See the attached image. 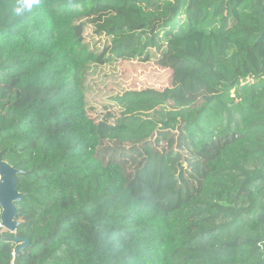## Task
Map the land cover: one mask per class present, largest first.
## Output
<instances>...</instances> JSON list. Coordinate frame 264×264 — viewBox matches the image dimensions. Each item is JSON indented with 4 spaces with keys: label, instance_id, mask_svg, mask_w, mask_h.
I'll return each mask as SVG.
<instances>
[{
    "label": "trees",
    "instance_id": "1",
    "mask_svg": "<svg viewBox=\"0 0 264 264\" xmlns=\"http://www.w3.org/2000/svg\"><path fill=\"white\" fill-rule=\"evenodd\" d=\"M15 2L0 155L22 196L15 234L0 209V264H264V0H40L22 18ZM111 62L170 87L100 121L82 70Z\"/></svg>",
    "mask_w": 264,
    "mask_h": 264
},
{
    "label": "rangeland",
    "instance_id": "2",
    "mask_svg": "<svg viewBox=\"0 0 264 264\" xmlns=\"http://www.w3.org/2000/svg\"><path fill=\"white\" fill-rule=\"evenodd\" d=\"M82 71V84L90 115L111 123L124 114L116 98L128 92L164 91L170 87L171 82V71L153 63L89 64ZM106 146L111 147V144ZM2 232L7 231L3 229Z\"/></svg>",
    "mask_w": 264,
    "mask_h": 264
},
{
    "label": "water",
    "instance_id": "3",
    "mask_svg": "<svg viewBox=\"0 0 264 264\" xmlns=\"http://www.w3.org/2000/svg\"><path fill=\"white\" fill-rule=\"evenodd\" d=\"M21 172L11 167L9 164L2 160L0 155V209L1 226L10 233L15 234L19 227L16 222L17 208L16 204L21 200V194L17 187V176ZM17 243H21V239H15ZM24 244L17 249V253L25 249L28 245V241H24Z\"/></svg>",
    "mask_w": 264,
    "mask_h": 264
},
{
    "label": "clouds",
    "instance_id": "4",
    "mask_svg": "<svg viewBox=\"0 0 264 264\" xmlns=\"http://www.w3.org/2000/svg\"><path fill=\"white\" fill-rule=\"evenodd\" d=\"M39 3L40 0H16L11 10L12 16L15 18H22L27 11H30L34 6H37Z\"/></svg>",
    "mask_w": 264,
    "mask_h": 264
}]
</instances>
